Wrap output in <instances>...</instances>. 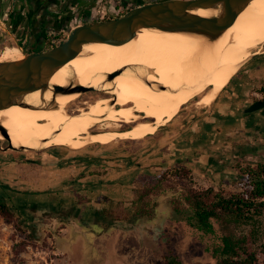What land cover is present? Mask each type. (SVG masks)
I'll return each instance as SVG.
<instances>
[{
    "label": "crops",
    "instance_id": "obj_1",
    "mask_svg": "<svg viewBox=\"0 0 264 264\" xmlns=\"http://www.w3.org/2000/svg\"><path fill=\"white\" fill-rule=\"evenodd\" d=\"M3 2V18L18 21L19 28L31 22L37 32L47 24L52 25L50 31L67 29L61 30L58 21L63 0ZM101 2L71 0L70 10L74 17H80ZM111 4L114 6V0ZM237 71L210 105L196 103L194 110L184 105L180 110H187L161 126L159 136L150 134L136 151L103 143L74 150L55 145L33 163L28 160L37 159L3 150L0 195L27 227L76 222L94 228L97 223H106L97 216L108 208L105 198L124 201L127 209L132 207L135 180L142 174L158 175L175 166H186L196 175L222 178L247 150L236 143L247 135L264 134V111L243 114L255 99L264 96V55L254 56Z\"/></svg>",
    "mask_w": 264,
    "mask_h": 264
},
{
    "label": "bare ground",
    "instance_id": "obj_2",
    "mask_svg": "<svg viewBox=\"0 0 264 264\" xmlns=\"http://www.w3.org/2000/svg\"><path fill=\"white\" fill-rule=\"evenodd\" d=\"M198 13L211 15L215 11L199 9ZM262 42L264 0H252L214 41L196 34L143 29L124 44L85 45L76 58L57 70L51 84L65 85L76 77L81 84L115 96L113 105L109 98H100L95 104L87 102L86 108H90H78L81 113L75 114L70 103L80 94L59 95L54 109L2 107L0 122L15 146L31 148L60 144L79 149L88 143H109L118 135L147 136L197 96L198 105H210ZM20 58L23 54L17 46H7L0 62ZM122 68L126 69L121 75L104 83L108 74ZM160 84L167 89H159ZM35 98V94L30 97ZM137 112L154 120H141L143 116ZM107 120L132 122L133 126L127 132L89 133L100 121Z\"/></svg>",
    "mask_w": 264,
    "mask_h": 264
},
{
    "label": "rangeland",
    "instance_id": "obj_3",
    "mask_svg": "<svg viewBox=\"0 0 264 264\" xmlns=\"http://www.w3.org/2000/svg\"><path fill=\"white\" fill-rule=\"evenodd\" d=\"M111 1L103 0L101 6L94 8L91 13H85L80 17L73 16L68 24L67 31L61 32V34L66 39L72 29L79 24L119 17L130 9H124L117 16L114 8H118L120 5H124L126 8L128 4H123L122 2L124 0H114V7L111 6ZM151 1L141 0L133 6ZM133 6L131 5L130 7L132 8ZM100 7H105L107 11L104 18H101L97 12ZM17 22H9L0 16V39L6 38L7 46H17L22 54H25L28 49L36 47V39L42 41L43 38L39 36L40 32H31L32 43L27 41V37L22 36V32H18L20 28L15 26ZM46 33L48 37H51L58 32L49 31ZM35 35L38 37H35ZM7 46L3 47L0 44V56L5 52ZM48 47L51 46L49 40H46L45 46L42 48ZM256 51H260L264 55V42L260 43L253 52ZM105 97L111 99L112 95L106 93L103 96L98 91L80 94L70 103L71 111L75 114H80L79 109L81 107L86 108L87 102L95 104L97 100ZM248 97L252 98L255 95H249ZM198 99L199 96L183 105H187L188 108L194 110ZM183 105L177 110L176 114L179 111L187 110L186 108L180 110ZM137 114L143 116L141 120H154L145 117L144 113L137 112ZM131 123L111 120L100 121L92 130L94 132L108 130L127 132L133 126V123ZM161 126L159 124L157 130L152 134L159 136L161 134L159 130ZM149 136L150 134L142 137L118 135L109 143L103 144L107 146L125 147L126 149L136 151L141 146V142L149 140ZM97 144L99 143H88L81 148H93ZM236 144L238 146H245L247 150H243L244 154L236 159V163L229 169L228 174L222 178L214 180L213 176L196 175L192 172V178L200 187H221L229 192L236 191L241 184L239 165L244 167L247 165L256 166L258 163L264 164V134L244 136ZM55 145L73 149L68 145ZM7 146L8 140L5 138L0 139V153ZM52 146L42 147L38 150H11V152L19 157L35 158L38 160ZM173 194L172 192H167L154 196L153 198L157 204L155 214L152 217L140 219L135 226L121 221L109 229L104 228V224L101 225L100 223H97V226L92 228V226L82 227L76 222L51 226L38 224L35 228H31L27 227L21 218L16 224L0 218V264H166L163 254L170 248L181 254L186 264L211 263L212 259L208 253V246L210 245L209 237L188 233L183 228L182 222L181 224L173 222L175 217ZM131 206L129 205V207ZM65 212L67 210H64ZM259 221L258 223L235 227L234 231L247 233L251 229L256 228L264 232V214ZM175 225L179 226L180 231L174 229ZM175 232L179 233L176 234ZM255 249L258 258L256 264H264V234L261 235V239L258 241Z\"/></svg>",
    "mask_w": 264,
    "mask_h": 264
},
{
    "label": "water",
    "instance_id": "obj_4",
    "mask_svg": "<svg viewBox=\"0 0 264 264\" xmlns=\"http://www.w3.org/2000/svg\"><path fill=\"white\" fill-rule=\"evenodd\" d=\"M251 1L156 0L135 5L119 17L79 24L72 29L64 41L49 49L25 53L23 58L17 60L0 62V108L21 105L35 109H54L57 106L56 99L59 95L84 94L90 91L106 94L94 86L79 83L76 77L71 78L65 85L51 84V78L57 70L76 58L85 45L124 44L135 38L143 29L166 33L196 34L212 41L217 40ZM199 9L213 10L215 13L202 15L198 13ZM260 54V51L253 52L247 60L241 63L239 69L246 61ZM125 69H118L108 74L104 83L111 82ZM145 82L150 84L147 80ZM159 89L165 90L167 87L160 84ZM34 94L37 98L31 100L30 97ZM111 99L110 105H113L116 102L115 96L112 95ZM262 109H264V99H258L247 106L244 112L252 113ZM164 124L165 122L160 126ZM0 133L8 140L5 151L38 150L46 147L15 146L8 129L2 122H0ZM89 133L96 132L90 130Z\"/></svg>",
    "mask_w": 264,
    "mask_h": 264
},
{
    "label": "trees",
    "instance_id": "obj_5",
    "mask_svg": "<svg viewBox=\"0 0 264 264\" xmlns=\"http://www.w3.org/2000/svg\"><path fill=\"white\" fill-rule=\"evenodd\" d=\"M3 5V0H0L1 17L4 16ZM49 38L45 35L44 42ZM49 48L51 47L30 48L26 53ZM253 113L243 112L247 116ZM239 170V189L230 192L221 187H200L192 178V171L186 166H175L158 175L142 174L135 180L134 198L130 209L125 207L124 201L105 198L108 208L102 209L97 216L106 220L103 226L107 229L121 221L135 225L140 219L155 214L157 204L154 196L172 192L175 212L173 222H182L188 233L209 237L208 253L212 259L209 264H256L258 258L255 246L264 232L255 228L247 233H238L234 228L258 223L264 214V164L244 167L239 165ZM0 218L13 224L20 219L15 208L1 195ZM174 229L180 231L178 225H175ZM163 257L166 264H186L184 257L171 248Z\"/></svg>",
    "mask_w": 264,
    "mask_h": 264
},
{
    "label": "flooded vegetation",
    "instance_id": "obj_6",
    "mask_svg": "<svg viewBox=\"0 0 264 264\" xmlns=\"http://www.w3.org/2000/svg\"><path fill=\"white\" fill-rule=\"evenodd\" d=\"M68 0H63V2H65V3H63V7H62V9H61V12H62V17H60L59 18V22L61 23V27H60V29L62 30V29H64V28H67L69 25V22H70V20L73 18V16H74V14L72 13V11L70 10V5H71V0H69L68 2H67ZM138 1H141V0H124V2H122L123 4H130V5H134V4H136V2H138ZM152 1H156V0H152ZM9 22H12L11 21V19L10 18H6ZM22 24V23H21ZM15 26H17V25H15ZM51 26L52 25H45V26H42L41 28H40V34H39V36H41V38H44V36L45 35H47V33L46 32H49L50 31V28H51ZM33 25H32V23L31 22H29L28 24H27V26L25 27V26H22V25H20V29L18 30V32H22V36H25L26 35V37H27V41H30L31 43H32V40H31V38H32V36H31V32H37V31H35V30H33ZM53 32H59V31H56V29L55 28H53ZM57 30H59V29H57ZM6 43H7V39L6 38H4V39H0V44L3 46V47H5L6 46ZM35 48H42V47H44L45 46V42H44V40L42 39V41L41 40H39V39H36V44H35ZM103 96L105 95V93H101ZM263 99V98H262ZM93 129V128H92Z\"/></svg>",
    "mask_w": 264,
    "mask_h": 264
},
{
    "label": "built area",
    "instance_id": "obj_7",
    "mask_svg": "<svg viewBox=\"0 0 264 264\" xmlns=\"http://www.w3.org/2000/svg\"><path fill=\"white\" fill-rule=\"evenodd\" d=\"M130 6H131V5L128 4V5L126 6V8H125L124 5H120L118 8L115 7V8H114V11H115V13H117L116 15L118 16L119 13H120L121 11H123L124 9H129V8H131ZM97 12H98V14L100 15L101 18H104L105 15H106V13H107L105 7H100V8H98ZM66 31H67V29H64V30H62V31H59L58 33L53 34V36H51V37L49 38L50 46L53 47V46H55V45L61 43V42L65 39L64 36H63V34H61V32H66ZM21 49H23V48L21 47Z\"/></svg>",
    "mask_w": 264,
    "mask_h": 264
}]
</instances>
